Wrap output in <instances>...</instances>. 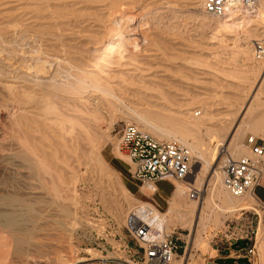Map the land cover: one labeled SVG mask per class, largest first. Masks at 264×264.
<instances>
[{
  "label": "bare ground",
  "instance_id": "1",
  "mask_svg": "<svg viewBox=\"0 0 264 264\" xmlns=\"http://www.w3.org/2000/svg\"><path fill=\"white\" fill-rule=\"evenodd\" d=\"M7 2L8 5H12V2L11 4L9 1ZM13 2L17 7H12L15 8L13 15L9 13L13 11L11 6L7 5L11 8L10 11L6 5H4L6 6L4 10L0 7V55L5 56L0 59V109L8 110L15 115L12 124H9V130L0 126V135H4V133L7 135L6 131H10L8 133L10 141H15L16 144L15 142L9 143H11V147L12 143L17 145V151L13 154L7 151L10 149L14 151L15 147L10 149L4 147L3 150L7 151L3 154L0 153V157L9 167L14 165L11 164L14 156L20 159L17 160L15 157L17 163L23 161V165H26L24 169L29 173L32 183H23V188L20 189L18 187L19 185L22 187V184L18 185L17 188L23 195L39 201L48 199V196H52V194L56 196L67 185L69 174L76 175L75 179L82 175L80 173L82 157H84L82 159L87 158V163H94L93 167L105 172H103V177L109 187L114 177L119 179L118 174L105 164L97 150L100 140L103 141L107 138L102 135L100 137L98 134L97 117L99 119L100 116L104 118L105 115H108L111 118L110 122L119 118L127 123L135 121L141 125L139 128L134 124L138 129L147 131L149 135L155 137H153L154 139L176 141L189 149L192 154L193 163L188 183L204 190L205 197L201 201L188 200L184 195L185 186L174 183L175 188L168 198V207L164 212H160L152 205L130 196L120 185V191L127 199L141 207L150 208V212L166 233H171L175 229H185L189 232L195 229L196 234L193 238H190L189 234L188 236L181 235L182 238L186 243L190 242L200 255L208 253L213 257L215 250L210 248L209 241L200 238V233L207 227L205 225L207 222L212 223L216 230L226 216L234 212L238 213L240 210H254L257 213V226L261 227V213L256 209V202L251 196L235 199L223 190L221 168L225 163L247 153V149L242 143L246 132L253 136L262 135L264 138V110L260 109V106H264V100H261V96L264 97V60L254 61L251 49L253 41H262L264 45V37L261 40L255 34L261 28L263 31L259 33L264 36V1L259 2L252 12L237 8L226 17L215 21L214 27L212 26V39L219 43H237L240 55L242 54L241 57L251 66L245 70L241 69L243 71L240 70L241 77L239 76L236 86L228 84V81L222 82L221 78L222 81L218 78L213 79L212 85L219 91V95L216 93V97L219 96L225 101H223L224 107L221 112L223 115L221 114V118L218 119V121L221 120L219 123L214 122L215 115L212 107L207 105L205 98L199 95L178 99L179 102L175 104L176 106L170 104L171 102L164 93L156 91L160 85H166L161 82L162 76H159L157 71V73H145V71L150 72L153 65H148L147 69L142 70L134 63L138 62L140 55H138V46L130 48L128 45L129 47H127V44L134 42V39H130L131 37L129 38L128 35L133 23V16L126 13L127 7L130 5L127 6L124 0H13ZM155 2L158 6L167 7V9L168 7L181 8L182 11L190 5V9H193L194 12L201 10L202 5V0H157ZM128 3L130 4V1ZM6 8H8V13L4 12ZM175 12H170L172 21L179 15ZM24 17H26L27 23H24ZM158 17L151 18V23L156 27L153 26V28L159 30V24L164 21H161V15ZM184 17L186 18V15L183 14ZM195 18L201 23L209 24L208 22L211 21L206 19L207 22L200 15ZM162 20H165L164 17ZM168 21L166 29L175 32L173 30L178 28L176 29L174 25L168 26ZM74 24H77L79 29L82 28L81 33L87 35L86 28L91 33L90 36H86L88 38L85 35V38L83 37L86 39L85 41L88 39L86 44L96 46L95 51L94 48L90 49L91 47L87 46L89 47L87 52L90 50L95 52L88 53L87 56L90 54V58L85 55L87 52L81 53L82 50L79 47L81 46L83 51H86L85 43L79 44L85 41H80L79 46H76L75 43V46L79 47L77 50H75L74 44L64 42V39L69 35L75 38L79 36V33L76 36V33L68 34L69 32L66 31V38H63L65 36L63 33L61 34L63 30L65 32V28L76 29ZM163 25L166 26L164 23ZM140 27L139 25L138 28ZM162 29L164 30L163 27ZM83 30H86V33ZM126 34L128 38H126ZM150 35L149 33L144 36L148 37V40L142 36L144 39H142V45L145 44L149 48L159 50L161 47L156 40L160 37ZM67 40L69 42L71 39L67 38ZM74 40L72 38V41ZM136 41L138 40L136 39ZM142 45L140 44V46ZM154 57L152 59L158 58ZM170 59L159 57V62H167ZM242 63L244 62L242 61ZM104 64L107 65L104 66ZM242 65L241 67L245 66ZM256 69L257 72H255ZM248 75L254 76V80L250 84ZM148 91L157 94L148 96ZM196 105L200 110L192 112ZM196 111H199V115L194 116ZM7 138L9 140V137ZM84 146L87 147V149L85 148L87 151H84ZM82 151L85 152V155L82 154ZM71 160L75 163V165L72 163L74 166L70 164ZM16 165L14 168H21ZM7 169L14 170L13 166L12 169L8 167ZM16 171L19 173L22 171L23 177H18L26 178L24 180L28 182L27 178L29 179V177L28 175L24 177L23 169H15ZM18 172L15 174L17 175ZM6 173L9 174L7 171ZM9 185L7 187L6 184L7 188L4 187L0 190L4 191L2 194L10 193L15 189L11 188L12 185L9 188ZM151 185V183H145L143 187L141 186V190H147ZM13 187L15 186L13 185ZM72 191L75 193L74 187ZM12 197L9 195L0 197V207L12 209L17 202V199ZM182 199L186 203L180 201ZM182 203L185 205L183 206ZM3 237L0 238V241L7 251L11 252V249L12 253L11 255H9L10 253L5 254L4 259L0 257L1 264L11 260L25 261L28 264L27 261H35L36 255L34 254L37 251L41 254L43 252L36 249L40 247L37 245L39 243L34 245L36 242L30 244L22 238H12L7 235ZM114 242L116 243V241ZM256 244L257 242L255 243V253ZM52 245L48 247L47 244H41L44 254L37 256L39 258L37 260L42 263L44 260L46 264H67L69 262L67 258L71 255L65 254L66 252L61 255L51 252L50 249L55 247H51ZM21 247H24L23 250L20 249ZM186 247L183 256L179 254L172 264H192L194 262L192 255H188ZM35 249L36 252L33 253ZM52 251L54 250L52 249ZM31 253L34 257H31ZM87 253L91 257L99 256L92 250H87ZM52 254L54 258L51 257ZM83 259L86 258H79L77 261ZM186 260H188L187 263H185Z\"/></svg>",
  "mask_w": 264,
  "mask_h": 264
},
{
  "label": "rangeland",
  "instance_id": "2",
  "mask_svg": "<svg viewBox=\"0 0 264 264\" xmlns=\"http://www.w3.org/2000/svg\"><path fill=\"white\" fill-rule=\"evenodd\" d=\"M7 1H9L10 4L12 2V5H8ZM124 1L126 2L127 6L130 5L129 7H127L128 9L126 10V13L133 16V23L130 26L131 31L129 30L128 35H129V38L131 37L130 39H132V38L134 39V42L127 44V47L130 46V48H132V46L133 47L138 46L137 47V49L139 51L138 55H140L139 59L137 58L138 62L135 61L134 63L137 66H139V68L142 70L147 69L148 65H153V66H151L152 67L151 71L150 72L145 71V73H154L157 71L158 73L157 72L156 73L159 76L160 75L162 76L163 80H161V82L165 83L166 85H164V84H163V86L160 85V88L156 89V91L159 90L160 92L164 93L168 97L169 101L171 102V103L169 102L170 104L176 106L175 104H178L179 100L181 98L182 99L185 98V96H186V98H188V96L190 97L192 95H199V96L205 98L207 105L212 107L211 109L214 111V115H215V121L214 122L219 123L221 120L218 121V119H220L221 116L223 115L221 112L223 111V107H224L223 101L224 100H222V98H219V96H218V98L216 97L217 94L219 95V91H217V88H215V86L213 87V85H212L213 79L214 80H215V78H218V80L223 79V81L221 80L222 82L228 81L227 82L228 84L231 83V84H234V86H236L238 81H239V76L241 77L240 70L241 69L245 70L246 68L251 67V66H249V63L248 62L246 63L245 60H243V58L241 57L242 54L240 55L241 52H239V46L237 43L236 44L235 43L233 44L231 42L219 43V42H217V40L212 39V37H213L212 28L214 27L213 26L214 22L219 21V19L209 18V17L205 16L201 10H197L196 12H194L193 9H190V7H191L190 5H188V7L186 8L187 10L184 9L182 11L181 8H174L173 9V8L168 7V9H167V7L165 8L163 6L164 7L163 8L161 6H158V4L155 2L157 0H124ZM128 1H130V4L128 3ZM1 2H2V4H1ZM13 3H14L13 0H0V7H1V9L3 8V10L5 9V7L7 5L11 6V8H12V7H15V5H14L15 3L14 4ZM1 5H3V6H1ZM4 5H6V6H4ZM8 8L10 11L11 8L10 7H8ZM8 8H6V10L4 12L8 13L9 12ZM15 8H17V7H15ZM1 9H0V12H1ZM14 9L12 12H9V13H11L13 15ZM163 11H165V12H163ZM172 11L173 12L176 11L175 13L177 15L179 14L178 17L176 19H174V21H172L170 19L171 18L170 12H172ZM16 12H17V10H16ZM167 12H168V14H167ZM183 14H184V16L186 15L187 19L185 17L183 18ZM15 15H16V13L14 14V16ZM159 15L162 16V19L164 17L165 20L161 19V21L162 22L164 21L163 23L166 26L164 27L163 23H161L158 26V28H159V30H158V29H155L156 28L155 25H152L151 18H157ZM163 15H166V16H163ZM199 15L203 16V18L205 20L206 19L208 21L211 20L209 22L206 20L209 24H207L206 22L201 23L199 20H196L197 18H195V17L199 16ZM192 16H193V18H192ZM166 17L169 19H167ZM25 18L26 17H24L23 19L25 20ZM80 21H82V20H80ZM167 21L169 23L168 26L174 25V26H176V29L177 28L178 29L173 30L175 32L167 30L166 29L167 28V24H166ZM24 23H27L26 20ZM76 25L75 24L73 25L76 27V29H72V27L69 28L70 30L65 28V32L63 30V32H61V34L63 33L64 34L63 36H65V34H67V32H69L68 34L73 32L72 34L76 33V36H77V33H79L78 34L79 36L77 38H75V37H72V35H71V37H70V35L69 36L67 35L68 36L67 38L69 40L71 39L70 41H72V38H73V40L75 38V40L72 42H70V41L68 42V40L65 36L63 38H66V39H64L65 41L64 40L63 41L66 43H70V44L72 43V45L74 44L73 46H75V43L77 44L76 46H79V44L83 45L85 43L84 48H86V51H83V48L81 46H79V47L81 48L82 52L80 49H78V51L80 50L79 52H81L83 54L89 50V49H87L89 47H91L90 49L94 48L93 50L95 51L96 46H92L89 43H88L89 45L86 44V42H88V39H87V41H85L86 39H84L86 36L91 35V33H89V30L86 27H83V28H86V30H87V33H86V30H83L84 33L87 34V35H85V34L81 33L82 28L79 29V27H77L78 25L77 26ZM139 25L141 26L140 28H138ZM80 26L82 27V25H80ZM125 26L127 27L128 25H125ZM153 26L155 28H153ZM75 27H73V28H75ZM162 27L164 28V30L162 29ZM256 28L258 29L259 27H256ZM166 30H167V32H166ZM262 31H263V29L259 28L258 31L255 32V34H257V38L261 39V40H263L264 36L262 35V33L260 35L259 32H262ZM149 33L151 34L150 36L153 35L157 38L160 37V39L158 38L156 41L158 42L157 44L161 47V48H159V50L161 49V51L154 49V48H149L145 44L142 45V43H143L142 42V39H143L142 36L144 37L145 34L149 35ZM84 35H85V37H84ZM93 35H95V34H93ZM128 35L126 34V38H128L127 37ZM240 37H241V35H240ZM78 38H79V40H78ZM86 38H88V37H86ZM144 38H146V37H144ZM224 38L233 39L231 37H224ZM136 39L138 41H136ZM82 40L85 42L79 43ZM146 40H148V37L146 38ZM208 43H210V44H208ZM140 44L142 46H140ZM87 46H89V47H87ZM237 46H238V48H237ZM79 47H76L75 50H77V48H79ZM151 49H153V50H151ZM93 50H90V51L95 53ZM155 50H156V52L157 51L158 52L156 53ZM163 51H164V53H163ZM89 52H87L85 55L87 56ZM153 52H155L156 54ZM154 54H155V57H154ZM165 54H167V55L165 56ZM89 56H90V54H89ZM89 56H87V57H89ZM153 57L154 58L158 57L157 58L158 60L152 59ZM159 57L160 58L166 57V60H169L171 58L172 60L170 59V61H167V62L166 61L165 62L164 61L159 62ZM1 58L3 59V58H5V56L0 55V59ZM139 60H142V61H139ZM144 60H145V62H144ZM150 60H153V61H150ZM242 61L245 64L242 63ZM106 63L109 64L108 62H106ZM107 64H104V66ZM242 64H244L245 66ZM241 65L244 67H241ZM246 65H248V66H246ZM105 68H107V67H105ZM164 68H165V70H164ZM86 69H90V68L87 67ZM166 70H168V71H166ZM243 70H241V71H243ZM255 72H257V69ZM253 80H254V76L248 75V83L250 84L251 82H253ZM159 84H161V83H159ZM165 86H167V87H165ZM254 86H256V85H254ZM161 88L163 89V91ZM214 93L215 94L217 93V94L215 95ZM226 93H227V91H226ZM147 94H148V96H151V95L154 96V94L156 95L157 93L156 92L154 93L153 91H148ZM173 97H175V98H173ZM261 100H264L263 96H261ZM196 106L192 110V112H194L195 110H200V109H198L199 108L198 105H196ZM260 107H261L260 108L261 111H263L264 106L262 105ZM14 115L15 114L11 113L10 111H8V110L6 111V110H3L1 108L0 109V126L6 127L7 128L6 130H9L8 127L12 124L13 119H14L13 118ZM100 117H99V119L97 117V121H96V122H98L96 124V128L98 129V134L100 135V137L102 135V136L107 137V138L104 139L105 141L104 140L102 141V139L100 138L101 140L99 142L98 149H97L98 153L101 155L102 149H104V153L110 152V149H112L111 152L113 153V155L115 157H118L122 161H124L125 163H128V161L126 160V158L124 156H122V155L118 156L119 154H117L115 152V147L117 144V137H118V135H117L118 129H119L121 123H127V122L123 119H120V118L118 120L114 119V121L110 122L111 118L108 115H105L104 118H102V117L100 118ZM130 123L135 124L139 128H141V125L136 123L135 121H131ZM4 130H5V128H4ZM9 132L10 131H6L7 135L5 133H4V135L3 134L0 135V145H1L0 146V151H1L0 153L1 154H3L5 151H7V150H3L5 148L10 149L12 147H15L14 151H13V149H10V150L8 149L9 151H7V152H10V153L17 151L16 150L17 145L15 146L16 142L10 141V134L8 135ZM145 132H147V131H145ZM248 136H252V137H255V138H258V139L264 141V138L262 135L261 136L260 135L259 136H253V135H251V133L246 132L243 136V139H242L243 145H244V140ZM7 137H9V140H7L8 139ZM9 142H15V144L12 143V147H11V143H9ZM189 143H190V141H189ZM83 148L87 149V147H85V146ZM84 149H82V150H84ZM86 149L84 151H87ZM84 151H82L83 155H85ZM15 157L16 156H14V158L12 159L13 160V161H11L12 163L10 161H9V163L14 164V165L17 164L18 167L20 166L21 168H17V167L14 168V165H12L13 169H14L12 171L7 169V167L9 169H12V166L9 167L8 165H5L6 163H4L0 157V168H1L0 169L1 170L0 171V190H2L4 187L7 188L8 184H10L9 188L11 187V185H12L11 188H15L12 190L13 192L12 191H10V193L5 192L7 194H5V193L2 194V192H4V191H0L1 192L0 197H4V196L9 195L11 197L14 196V199H17V202L14 205V207L12 209L10 208L12 211L9 208L6 209L4 207H0V238H4L3 236L7 235V236H10L12 238H22L24 241H26L27 243H30V244L31 243L34 244L36 242L34 244V245H36L37 243H39L37 245L38 246L40 245V247L36 248V249L43 251L42 254H44V250H42L41 244H43V245L47 244L48 247H49V245L53 244L51 247H53V246H55V247L54 248L50 247L51 252H56L57 254L59 253V255L64 254V252H66L65 254L68 253L69 255H71V256H68V258H67V261H69L67 264L74 263L79 258L91 257V255L87 253V250H92V252L94 254H98L99 256L101 255L100 253L106 254V255H111L110 253H112V251L115 250L119 244H121V240L126 238L125 231H124V228L122 225H123L124 217L126 216L129 207L134 205V203L131 200L127 199L124 195H122V193L120 191L121 183H120L119 179L112 177L113 182H112V184H110V187H109V184L106 182V180L103 177L104 171L93 167L94 163H91V164H90V162L87 163V158L82 159V158H84V157H82L80 159V165H81L80 166V170H81L80 173H82V175L80 177H78V179H75L76 175L69 174L67 176V177H69L67 185L64 187V189H61V191H59V193H58L59 195L57 194L55 196L54 194H52V196L51 195L48 196V199H46V200L44 199L45 201L44 200L39 201L38 199H34V198L29 197V196L26 197L25 195H23L18 190V188L19 189L23 188V183H25V184L30 183V182L32 183V181H31L32 179L29 176V173L26 172L27 170L24 169V167L26 165H23V163H22L23 161L22 162L18 161V163H17V160H20V159L16 157V159H17L16 160ZM14 160H16V161H14ZM5 162H7V161H5ZM72 163H74V162L71 160L70 164L73 165ZM86 164H89V165H86ZM74 165H75V163H74ZM124 166H125V168L128 169L127 165H124ZM4 167H6V168H4ZM3 168H4V170H3ZM15 169H17V170L23 169V173L25 175L24 177H26L27 175L29 177V179L27 178L28 182L26 180H24L26 178L20 179L19 177H23L22 171L20 173L18 171L15 172ZM6 171L9 172V174L6 173ZM13 171L15 173L18 172V174L16 175ZM24 181H26V182H24ZM20 183L22 184V187H20V185H19ZM6 184H7V187H6ZM25 184H24V186H25ZM2 185H3V187H2ZM13 185L15 187H13ZM18 185H19V187H18ZM73 187H74L75 193H73V191H72ZM158 188H159L158 189L159 195H157L155 197V202H153V204H155L157 206V208L161 209V211L159 210L160 212H164L166 210V208L168 207V199H167V202L165 204L164 199H161V198H165V196L167 194L171 193V186L166 182H161L158 184ZM147 193H149V191ZM204 197H205V194L202 196L201 199H204ZM201 199H199V200L201 201ZM180 201L184 202V199H182ZM184 203H186V202H184ZM184 203H182L183 206L185 205ZM47 204H48V206H47ZM256 209L261 213V218H262L261 227L259 225H258L259 227L257 226L258 231H257V236H256L257 244H256V253H255V256L257 257V255L261 254V252H262L261 250L264 247V212H261V210H259L258 208H256ZM253 212L255 213L254 210L253 211L252 210H247V211L246 210H240V211H238V213L234 212L231 215L226 216V218H224V220H226V221L224 222V220H223V223L220 226H218V228L216 230H214L215 226H213L212 223L207 222V224H205L207 227H205L204 228L205 230H203V232L200 233V235H201L200 238L203 240H208L209 244H210V248L216 250L215 255H217L218 254L217 250H220V248H222L224 246V244L222 243V240H220V237H221V235L225 229V224L228 223V221L230 223L229 226H231V224H234L236 222L237 223H243L245 220L246 221L254 220V222H255V219H254L255 215L253 214ZM38 213H40V214H38ZM240 213H242V214L240 215ZM255 214H257V213H255ZM43 218H46V219H43ZM5 222H6V224H5ZM175 230L173 231L175 235L178 233L180 234V235H178V237H182L181 235L188 236V234H189L191 236L190 238H193L195 236L194 234H196L195 229H193V231H191L192 233L185 230V229H177L176 231ZM113 234L115 235L114 237H113ZM112 239L114 241H116V243L114 241H111ZM184 241H185V239H184ZM185 243H186V241H185ZM177 244L179 245V243H177ZM186 246H187L186 248L188 249V255L189 254L192 255V258L194 260V262L192 264H205L206 261L211 260L210 258H212V257L209 256L208 253L200 255L199 251L196 248H194L190 242L189 243L187 242ZM23 248L21 247L20 249L23 250ZM111 248H113V249L111 250ZM36 249H35V251H33V253L36 252ZM52 249L54 251H52ZM100 250H102V252H100ZM8 251H7V248L4 246V244L0 241V257H3V256L5 257V254H8V253H10L9 255H11L12 250L10 249L11 252H8ZM38 252L39 251H37L36 254H34V255H36L35 256L36 259L34 258L35 261H33V262L27 261L28 264H44L45 263L44 260H42L43 263L38 261L39 258H37V256L39 257V255H42L41 252H39V254L37 255ZM33 253H31L32 254V256L30 255L31 257H34ZM4 257H3V259H4ZM51 257L54 258V255L52 254ZM5 259H8V258H5ZM187 261L188 260H186L185 263H187ZM10 262H12V263H10ZM13 262L15 264H16V262H17V264H26L25 261L22 262V261H16V260L7 261V263L5 262V264H14ZM2 264H4V263H2Z\"/></svg>",
  "mask_w": 264,
  "mask_h": 264
},
{
  "label": "built area",
  "instance_id": "3",
  "mask_svg": "<svg viewBox=\"0 0 264 264\" xmlns=\"http://www.w3.org/2000/svg\"><path fill=\"white\" fill-rule=\"evenodd\" d=\"M261 1L264 0H202L201 11L209 18L222 19L237 8L252 12ZM251 49L253 60L263 61L262 41H253ZM197 115L199 111L194 114ZM117 135L115 152L126 158L128 175L140 187L145 183L153 185L157 182H166L171 185L172 193L174 183H179L185 186L184 195L188 200L198 201L202 198L204 190L188 183L193 157L185 146L172 140L158 141L132 123H121ZM244 145L247 149L246 154L222 166L221 185L232 198L251 196L256 202V207L264 212V205L253 195L254 188L260 184L264 174V141L248 136L244 140ZM111 154L113 155L112 152ZM146 203L161 211L153 201ZM253 214L254 226L237 222L229 226V221L225 224L220 240L226 248L237 240H246L248 243L241 250L247 257L255 255L257 215L254 212ZM122 226L126 238L121 240L115 253L114 250L111 255L100 253V256L88 257L71 264H172L179 254H184L186 246L184 239L178 237L179 233L176 235L174 232L166 233L148 207L134 204L128 209Z\"/></svg>",
  "mask_w": 264,
  "mask_h": 264
},
{
  "label": "crops",
  "instance_id": "4",
  "mask_svg": "<svg viewBox=\"0 0 264 264\" xmlns=\"http://www.w3.org/2000/svg\"><path fill=\"white\" fill-rule=\"evenodd\" d=\"M101 157H102L103 161L105 162V164H107V166L111 170H113L116 174H118L121 185L123 186L125 191L130 196H132L133 198H135L138 201L146 200V201L155 202V197L157 195H159L158 194V191H159L158 190L159 189L158 184L161 182L154 183L153 186L151 185V187L149 186L147 189L149 191V193H147L148 192L147 190L142 191L141 188L143 186L140 187V185L138 183H136L130 179V177L128 175V169L125 168V166H124V165H126V163L124 161H122L119 158L114 157L111 154V152H105L104 153V149L101 150ZM253 195L260 204L264 205V174L261 178L260 184L254 188ZM169 197H170V194H167L165 196V198H161V199H164V203L166 204L167 199ZM243 223L247 224L249 226H254V220H250V221L245 220ZM224 249H226V246H223L222 248H220V250H217L218 254L213 256L210 259L212 260L216 257L221 256L220 251H222ZM237 254H240L241 256H245L243 250H241L240 252L229 250L228 257H235ZM245 257H247V256H245ZM247 260H248V263L245 262L243 264H264V247H263L260 255H257V257L255 255L251 256V257H247Z\"/></svg>",
  "mask_w": 264,
  "mask_h": 264
},
{
  "label": "water",
  "instance_id": "5",
  "mask_svg": "<svg viewBox=\"0 0 264 264\" xmlns=\"http://www.w3.org/2000/svg\"><path fill=\"white\" fill-rule=\"evenodd\" d=\"M247 243L248 242L246 240H237L232 243L229 248L220 251L221 256L216 257L212 260H208L205 262V264H243L245 262L248 263L247 257L245 256L228 257L229 250L239 251L245 248Z\"/></svg>",
  "mask_w": 264,
  "mask_h": 264
},
{
  "label": "trees",
  "instance_id": "6",
  "mask_svg": "<svg viewBox=\"0 0 264 264\" xmlns=\"http://www.w3.org/2000/svg\"><path fill=\"white\" fill-rule=\"evenodd\" d=\"M143 202H146V200H142Z\"/></svg>",
  "mask_w": 264,
  "mask_h": 264
}]
</instances>
